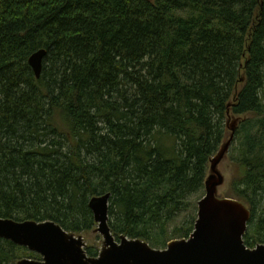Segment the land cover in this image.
<instances>
[{"label":"trees","instance_id":"1","mask_svg":"<svg viewBox=\"0 0 264 264\" xmlns=\"http://www.w3.org/2000/svg\"><path fill=\"white\" fill-rule=\"evenodd\" d=\"M41 49L36 78L28 59ZM236 119L224 196L250 209L253 247L264 242V0H0L1 218L96 233L89 200L109 192L116 239L189 238ZM32 253L0 237V264Z\"/></svg>","mask_w":264,"mask_h":264},{"label":"water","instance_id":"2","mask_svg":"<svg viewBox=\"0 0 264 264\" xmlns=\"http://www.w3.org/2000/svg\"><path fill=\"white\" fill-rule=\"evenodd\" d=\"M45 55L41 49L29 58L36 78L41 77ZM238 121L234 120L232 133L210 161L206 193L198 202V218L189 238L171 240L162 249L140 238L121 235L116 239L109 225V192L89 200L97 223L95 232L102 237L95 257L88 255L83 235L68 232L53 220L0 217V237L40 255L39 259L22 257L17 264H264V244L249 248L244 241L250 209L218 193L225 183L219 165L227 157Z\"/></svg>","mask_w":264,"mask_h":264},{"label":"rangeland","instance_id":"3","mask_svg":"<svg viewBox=\"0 0 264 264\" xmlns=\"http://www.w3.org/2000/svg\"><path fill=\"white\" fill-rule=\"evenodd\" d=\"M234 119V118H232ZM233 120H230L229 125L232 126ZM219 169L222 171L224 177H225V183L218 188V193L225 195L228 186L232 180V174H234V167L233 164L230 162V159L226 157L221 164L219 165ZM249 227L247 228L248 231ZM81 235H83L87 246H93V247H98L101 249V243H102V237L99 233H94L93 231L90 232H84ZM258 244H264V242H258L255 246L249 247V248H254ZM30 257H33L35 259H39L40 257L34 253Z\"/></svg>","mask_w":264,"mask_h":264},{"label":"bare ground","instance_id":"4","mask_svg":"<svg viewBox=\"0 0 264 264\" xmlns=\"http://www.w3.org/2000/svg\"><path fill=\"white\" fill-rule=\"evenodd\" d=\"M30 58V57H29ZM44 61V60H43ZM28 62H29V59H28ZM30 64V63H29Z\"/></svg>","mask_w":264,"mask_h":264},{"label":"flooded vegetation","instance_id":"5","mask_svg":"<svg viewBox=\"0 0 264 264\" xmlns=\"http://www.w3.org/2000/svg\"><path fill=\"white\" fill-rule=\"evenodd\" d=\"M247 232V231H246ZM89 255V254H88ZM90 256V255H89ZM92 257V256H91ZM31 258H33V257H31Z\"/></svg>","mask_w":264,"mask_h":264}]
</instances>
